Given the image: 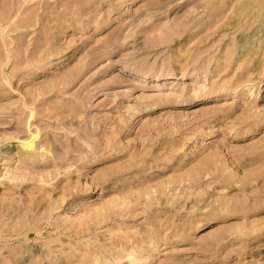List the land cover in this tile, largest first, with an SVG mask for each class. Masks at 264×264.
Segmentation results:
<instances>
[{"label": "rangeland", "instance_id": "1", "mask_svg": "<svg viewBox=\"0 0 264 264\" xmlns=\"http://www.w3.org/2000/svg\"><path fill=\"white\" fill-rule=\"evenodd\" d=\"M0 264H264V0H0Z\"/></svg>", "mask_w": 264, "mask_h": 264}, {"label": "bare ground", "instance_id": "2", "mask_svg": "<svg viewBox=\"0 0 264 264\" xmlns=\"http://www.w3.org/2000/svg\"><path fill=\"white\" fill-rule=\"evenodd\" d=\"M22 147L28 151H31V149L33 148V142L32 140L27 142V143H23Z\"/></svg>", "mask_w": 264, "mask_h": 264}]
</instances>
